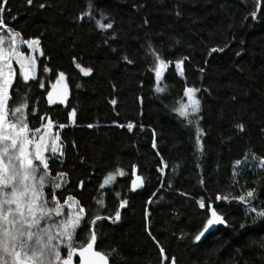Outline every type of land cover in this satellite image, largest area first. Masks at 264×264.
<instances>
[{"label": "snow or ice", "instance_id": "obj_1", "mask_svg": "<svg viewBox=\"0 0 264 264\" xmlns=\"http://www.w3.org/2000/svg\"><path fill=\"white\" fill-rule=\"evenodd\" d=\"M244 2V0H242ZM252 9L243 17L244 21H256L258 13L264 7V0H252ZM25 10L44 13L53 7V0H24ZM144 5L134 4L133 9L139 11ZM175 16L182 17L180 4L175 6ZM63 15V12H60ZM19 13H14L10 0H0V264H129L119 245L104 249L100 246L102 229L106 225L118 226L123 222L126 210L130 207V194L144 189L150 182L137 161L125 165L118 155L108 151L106 145L94 146V156L82 152L77 140L70 142L64 136V130L74 127L97 129L114 126L126 129L128 134L138 135L143 132L144 125L132 121L120 123L116 120L111 125L100 123L78 122V107L71 105V85L68 74L51 66V55L44 50V38L52 29L57 42L68 41L71 47L70 64L83 77H93L96 69L85 65L83 55L75 51L77 40L72 32H67L54 24H45L38 35L25 38L24 33L14 26ZM73 29L90 25L100 40L97 47H106L115 54L117 61L125 67L135 66L137 60L127 52L118 50L113 42L118 39L114 27L115 19L98 0H85L83 9L70 17ZM150 21L144 17L141 27L147 29ZM157 37L163 32L155 33ZM169 49L181 45L180 38L168 34ZM143 49L144 70L141 76H147L150 90L156 98L169 92V78H178L184 82L182 96L175 105H165L175 113L182 125L190 130V141L195 167L199 171V185L206 188L200 161L206 155L205 137L208 130L204 128V97H211L212 89L203 86L208 59L203 66L197 64L195 71L199 73V86L188 83V66L192 62L190 53L165 55L163 43L157 46L150 33H146ZM229 47L208 48V57L222 53ZM38 54V55H37ZM237 56L241 52H236ZM43 57V60L40 58ZM54 76V80L52 77ZM77 82L75 89L82 90L87 83ZM47 82V86H46ZM111 83V82H110ZM138 89L145 87V80L137 81ZM40 91L37 92L36 90ZM112 92L117 91L115 83H111ZM247 95V93H244ZM233 103L241 104L238 117H233L230 126L231 134L221 139V143L230 142L234 137L246 138L250 133L253 120L259 119L257 136L264 141V101L259 110L253 109L251 101L241 102L240 96L229 97ZM137 100L142 104L143 96ZM117 115L115 106L118 103L115 95L108 99ZM62 106V107H61ZM142 114V113H141ZM156 131L152 129L151 149L153 158H157L155 171L158 184L144 202L142 210V229L158 250L159 264H178L174 255H169L159 239L153 234L152 208L165 200L164 193L173 189L172 176L180 167L177 161L170 166L169 161L161 155L156 139ZM130 147L137 148L132 141ZM69 150L73 163L69 164ZM84 169L83 175L74 177L76 168ZM72 170H69V169ZM254 173L257 179L253 186L241 183L243 174ZM264 174V149L259 152L253 147L246 148L231 165L230 180L227 189L238 187L239 194L231 191L217 192L212 200L201 196L195 203L201 210L206 209L201 228L191 236L192 244H199L202 238L214 227L232 226L223 213L214 207L219 201L236 202L243 208V216L239 224L241 230L251 227H264V202L259 201L258 187ZM167 175V179H165ZM129 177L125 184H119L118 178ZM91 188L90 201L85 203L83 194ZM185 201L193 199L190 193L176 189ZM159 194V195H158ZM111 196L114 205L109 208L106 198ZM179 210L172 209L171 219H177ZM175 235V233H174ZM186 234L181 233L178 239ZM264 250V242L261 243Z\"/></svg>", "mask_w": 264, "mask_h": 264}, {"label": "trees", "instance_id": "obj_2", "mask_svg": "<svg viewBox=\"0 0 264 264\" xmlns=\"http://www.w3.org/2000/svg\"><path fill=\"white\" fill-rule=\"evenodd\" d=\"M98 3L115 19L118 39L113 45L132 55L137 60L135 66L125 67L108 48H98L96 45L100 36L90 25L73 29L70 17L83 9L85 0H53V7L44 13H37L34 9L26 11L24 0H10L13 12L19 13L14 26L24 33L25 38L38 35L45 24H54L64 31L72 32L73 38L77 40L75 51L83 55L85 65L91 64L96 69L93 77L80 76L70 64L69 42L58 43L49 28L44 38V50L52 57L50 63L53 69L63 70L69 76L73 85L70 103L78 107L79 124L98 122L111 125L116 120L144 125L142 133L136 129L138 135L128 134L126 129L114 126L101 127L99 130L85 127L64 130L68 141L77 140L82 152L90 157L94 156V146L104 144L125 165L139 162L151 177L144 189L130 194V207L126 210L123 222L118 226L106 225L102 229L100 246L108 249L119 245L129 264H159L158 250L151 240L145 238L142 229L144 202L158 184L159 174L155 171L157 158H153L151 149L152 129H155L161 155L169 161L170 166L177 161L180 163L172 176L173 189L164 193L163 202L151 206L152 231L167 254L174 255L178 264H264V250L261 249L264 227L241 230L239 224L244 210L236 202L225 203L222 200L214 204L232 226L218 225L199 244L191 243V236L201 228L206 213V209L201 210L195 199L203 196L206 200H214L217 192L239 194L238 187L227 189L232 162L248 147L258 152L264 149V141L256 134L259 119L252 121L246 138L234 137L230 142L221 143L222 138L231 134L232 118L238 117L241 112V104L233 103L229 99L231 95L240 96L242 103L251 101L250 106L257 111L260 102L264 101V7L256 21L250 18L244 21L243 17L253 7L252 0H98ZM141 3L144 7L135 11L133 5ZM177 4H180L183 12L179 19L174 14ZM61 11L63 15H60ZM144 17L150 21L147 29L141 27ZM157 32L165 35L157 37ZM146 33L152 35L157 46L163 43L165 55L191 54L192 62L187 71L189 84H201L195 67L197 64L203 66L204 59H208L203 86L212 89V96L205 95L203 101L202 124L208 130V135L205 137L206 155L200 161L206 188L198 183L200 170L195 167L190 130L182 125L175 113L165 108L166 104L175 105L182 96L184 82L169 78V92L156 98L150 90L147 76L140 75L145 63L141 45ZM168 34L180 38L181 45L169 49L170 42L166 39ZM225 42L229 43V47L224 52L208 57V48L223 46ZM238 51L241 52L240 56L236 55ZM73 75L81 83L87 81L82 90L75 89L77 80L73 79ZM139 79L145 80L142 90L137 87ZM110 82L116 84L115 93ZM113 95L118 100L115 108L119 115L108 103ZM138 95L143 96L142 104L137 100ZM133 140L137 142V148L130 147ZM72 163L69 150V164ZM83 172L84 169L77 167L73 176H81ZM256 179V174L245 172L241 183L246 181V186L251 187ZM128 181L129 177L118 178L119 184ZM261 181H264V174H261ZM176 189L190 193L193 199L185 201ZM257 191L259 201L264 202V183ZM91 194V188L83 194L85 203L90 201ZM106 200L111 208L114 205L113 198L108 196ZM173 208L179 210L178 218L174 220L171 219ZM181 233L186 235L178 239ZM117 264H121L119 258Z\"/></svg>", "mask_w": 264, "mask_h": 264}, {"label": "rangeland", "instance_id": "obj_3", "mask_svg": "<svg viewBox=\"0 0 264 264\" xmlns=\"http://www.w3.org/2000/svg\"><path fill=\"white\" fill-rule=\"evenodd\" d=\"M37 55H38V54H37ZM41 58H42V57H41ZM41 58H40V59H41Z\"/></svg>", "mask_w": 264, "mask_h": 264}, {"label": "water", "instance_id": "obj_4", "mask_svg": "<svg viewBox=\"0 0 264 264\" xmlns=\"http://www.w3.org/2000/svg\"><path fill=\"white\" fill-rule=\"evenodd\" d=\"M217 227V226H216ZM215 228V227H214Z\"/></svg>", "mask_w": 264, "mask_h": 264}]
</instances>
